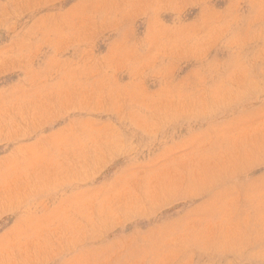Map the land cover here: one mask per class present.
I'll use <instances>...</instances> for the list:
<instances>
[{"label":"rangeland","instance_id":"obj_1","mask_svg":"<svg viewBox=\"0 0 264 264\" xmlns=\"http://www.w3.org/2000/svg\"><path fill=\"white\" fill-rule=\"evenodd\" d=\"M67 262L264 264V0H0V264Z\"/></svg>","mask_w":264,"mask_h":264},{"label":"clouds","instance_id":"obj_2","mask_svg":"<svg viewBox=\"0 0 264 264\" xmlns=\"http://www.w3.org/2000/svg\"><path fill=\"white\" fill-rule=\"evenodd\" d=\"M198 43H199V38H197V39L194 41V45H195V44H198ZM117 54L119 55V54H121V53L118 52ZM218 95H221V96H222L221 93H218ZM186 110H188V109H186ZM67 264H72V262H67Z\"/></svg>","mask_w":264,"mask_h":264}]
</instances>
